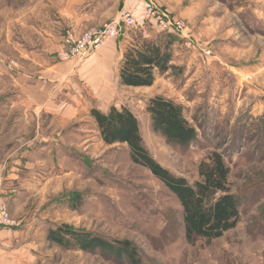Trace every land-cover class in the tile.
<instances>
[{
  "label": "rangeland",
  "instance_id": "374dc122",
  "mask_svg": "<svg viewBox=\"0 0 264 264\" xmlns=\"http://www.w3.org/2000/svg\"><path fill=\"white\" fill-rule=\"evenodd\" d=\"M168 3L175 8L164 9L187 28V38L174 36V69L157 75L151 87H121L119 50L123 54L139 35L166 38L148 23L124 29L108 94L63 122L34 112L15 86L23 52L58 62L54 52L68 27L57 21L55 1L0 0V204L33 234L42 264H131L114 247L104 253L56 247L46 235L60 226L73 232L71 246L93 237L128 241L138 264H264V0ZM157 95L182 106L197 132L195 144L169 145L152 132L145 104ZM90 107L130 110L153 159L189 183L200 162L222 153L230 190L245 203L237 227L209 244L187 243L175 198L130 161L125 145L102 142ZM75 195L81 196L78 207Z\"/></svg>",
  "mask_w": 264,
  "mask_h": 264
},
{
  "label": "trees",
  "instance_id": "16d2710c",
  "mask_svg": "<svg viewBox=\"0 0 264 264\" xmlns=\"http://www.w3.org/2000/svg\"><path fill=\"white\" fill-rule=\"evenodd\" d=\"M164 42L136 36L125 47L119 64V85L126 88L151 87L156 76L174 69L171 65L172 45L175 37L164 34ZM152 132L169 145L188 148L197 142L195 128L185 118L182 106L163 96L149 98L145 104ZM102 142L107 146L125 145L130 161L148 170L151 175L175 198L181 210L185 241L209 244L237 227L246 214L241 196L230 190V169L222 153L211 152L197 167V179L189 183L173 175L156 162L146 149L136 117L127 108H111L102 112L90 110ZM75 195L74 206L81 205ZM73 232L60 226L47 232L46 240L62 250L76 249L87 253H104L114 247L128 255L131 264H138L137 252L128 241L107 242L98 237L88 238L76 246L69 244Z\"/></svg>",
  "mask_w": 264,
  "mask_h": 264
},
{
  "label": "crops",
  "instance_id": "0c3cea01",
  "mask_svg": "<svg viewBox=\"0 0 264 264\" xmlns=\"http://www.w3.org/2000/svg\"><path fill=\"white\" fill-rule=\"evenodd\" d=\"M55 1L57 21L68 30L81 33L103 23L116 20L129 11L140 20L147 0H51ZM167 10L174 9V0H153ZM57 22L58 24H61ZM43 40L44 37H42ZM61 41V40H60ZM120 41L112 39L100 50L83 60L56 62L41 52H23L26 62L19 66L15 86L23 102L36 113L52 114L62 121L72 122L88 104L101 102L108 94L110 68L120 49ZM58 46L55 50H59ZM54 52V53H55ZM122 57V51L119 50ZM16 65V64H14ZM18 66V64H17ZM116 82H119L118 72ZM92 107V105H91ZM90 107V109H92ZM13 228L0 229V264H42L37 255L35 237L25 231L21 222Z\"/></svg>",
  "mask_w": 264,
  "mask_h": 264
},
{
  "label": "built area",
  "instance_id": "2783aa9c",
  "mask_svg": "<svg viewBox=\"0 0 264 264\" xmlns=\"http://www.w3.org/2000/svg\"><path fill=\"white\" fill-rule=\"evenodd\" d=\"M138 23L155 26L161 33L181 39L187 38V28L183 20L173 16L153 0H147L140 20L129 11L120 13L116 20L92 27L81 33L65 31L55 59L60 62H77L100 50L108 41L117 39L124 29L133 28ZM209 55V52H205ZM18 223L11 218L5 205L0 204V229L16 227Z\"/></svg>",
  "mask_w": 264,
  "mask_h": 264
}]
</instances>
